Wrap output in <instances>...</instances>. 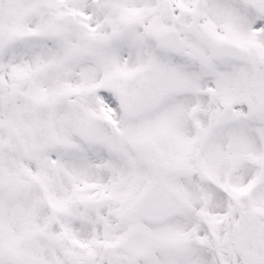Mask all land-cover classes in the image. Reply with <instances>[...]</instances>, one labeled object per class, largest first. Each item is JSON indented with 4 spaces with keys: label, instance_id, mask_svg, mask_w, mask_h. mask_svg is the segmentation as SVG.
<instances>
[{
    "label": "snow or ice",
    "instance_id": "obj_1",
    "mask_svg": "<svg viewBox=\"0 0 264 264\" xmlns=\"http://www.w3.org/2000/svg\"><path fill=\"white\" fill-rule=\"evenodd\" d=\"M0 264H264V0H0Z\"/></svg>",
    "mask_w": 264,
    "mask_h": 264
}]
</instances>
